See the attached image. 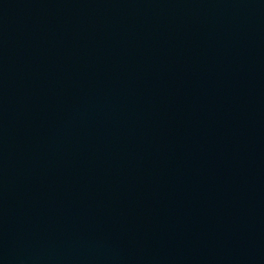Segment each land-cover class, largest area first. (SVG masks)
<instances>
[{
    "label": "water",
    "instance_id": "water-1",
    "mask_svg": "<svg viewBox=\"0 0 264 264\" xmlns=\"http://www.w3.org/2000/svg\"><path fill=\"white\" fill-rule=\"evenodd\" d=\"M0 264H264V0H0Z\"/></svg>",
    "mask_w": 264,
    "mask_h": 264
}]
</instances>
